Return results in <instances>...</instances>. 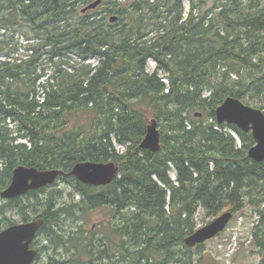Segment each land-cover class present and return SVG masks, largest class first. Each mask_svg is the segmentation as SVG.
Returning a JSON list of instances; mask_svg holds the SVG:
<instances>
[{"label": "trees", "instance_id": "16d2710c", "mask_svg": "<svg viewBox=\"0 0 264 264\" xmlns=\"http://www.w3.org/2000/svg\"><path fill=\"white\" fill-rule=\"evenodd\" d=\"M93 1L0 0V30L33 31L24 43L0 34V191L18 165L68 173L77 162L111 160L118 176L105 186L58 175L75 181L78 210L110 209L106 241L55 236L71 212L56 207L50 185L0 204V230L17 223L10 208L22 222L42 218L35 260L53 235L68 254L42 264H193L179 251L191 248L183 239L197 211L216 217L249 204L264 220L253 192L264 190V161L247 154L255 140L215 119L228 96L264 112V0H188L186 11L184 0H102L81 12ZM46 54L50 72L40 67ZM63 54L79 65L58 61ZM151 119L157 152L140 147Z\"/></svg>", "mask_w": 264, "mask_h": 264}, {"label": "rangeland", "instance_id": "374dc122", "mask_svg": "<svg viewBox=\"0 0 264 264\" xmlns=\"http://www.w3.org/2000/svg\"><path fill=\"white\" fill-rule=\"evenodd\" d=\"M182 4L184 11H186L189 4L188 0H184ZM211 4L212 1H208V7L211 6ZM81 7L82 6L80 4L78 9ZM103 14L104 13L101 15ZM194 14L200 15V10L195 11ZM110 15L112 14H109V16ZM24 28L25 30H28V32L23 31V33L21 30L12 32L11 29L6 31L1 29V38L9 39L12 36V40H18L19 43H24L25 41L23 38L25 37V33L28 35H32L33 33L30 27ZM5 51L6 50L0 52L3 55ZM20 52L25 54V51L23 52L21 50ZM41 59L42 64L40 67L45 68L47 72H50L52 70L53 63L49 59V55H42ZM60 60L62 62L67 60L70 65H79L76 63L79 59L74 54H63L62 57H58V61ZM88 61L96 63V60L93 58ZM147 68L149 71H152L154 68V62L151 60L148 61ZM161 75L163 76L162 73ZM248 102V105L258 108L255 100H248ZM113 144L118 152L121 153L125 150V146L119 144L115 140H113ZM175 175V170L172 168L169 171L170 179L174 180ZM75 185V181L61 175L57 177V179L50 185V187L47 188L46 191V193H49L51 191L58 190L59 192L56 197V207H63L65 208L64 210H69L71 212L62 214L59 217L58 224L56 226L53 225L54 231L56 232L55 236L58 235L62 239H67V241L69 238H73L71 242H74L75 237H98L101 230L103 231V228L108 226L111 218V211L107 206H98L85 211H81V209L78 210L76 205H80L82 202L81 196L75 192ZM253 192H258V196L264 199V190L262 191L261 188ZM4 202V199L0 196V204ZM262 208L264 209L263 204L260 205L259 210ZM224 210H226V208L222 211ZM6 215L17 223L22 222L21 217L13 208H10L6 212ZM214 218L215 217L213 215H208L203 210H199L191 218V221L196 229L210 222ZM262 220V214H259L258 208H254L253 206L246 204L242 210L237 213H233L232 219L222 232L200 245H196L189 249L181 248L179 253H184L185 255L190 256L193 264H264V245L261 246L260 242H256L254 236V231L258 230L255 229L257 224L260 226L258 236H262V230L264 233V226L261 224ZM55 236L53 235L51 239H44L42 244L47 245V249L40 251V258L36 260V264H42L46 261L49 255H52L57 259L67 257L68 254L66 252V246L57 245L54 241H57L58 238ZM42 237L43 234H40L36 240L39 241ZM39 245L40 246L38 247H41V244Z\"/></svg>", "mask_w": 264, "mask_h": 264}, {"label": "water", "instance_id": "95a60500", "mask_svg": "<svg viewBox=\"0 0 264 264\" xmlns=\"http://www.w3.org/2000/svg\"><path fill=\"white\" fill-rule=\"evenodd\" d=\"M101 1L95 0L87 4L81 8V12L97 7ZM116 18L117 15H112L109 19L113 22ZM215 119L218 123L233 124L244 132L250 131L255 142L249 147L247 154L255 161H264V112L261 109L228 96L216 108ZM140 147L151 152L160 149V133L155 119H151L147 125ZM60 174L72 175L88 185L105 186L118 176V166L111 160L81 161L74 164L68 173H64L61 169L18 165L13 169L10 183L0 191V196L3 199L21 196L29 190L51 185ZM232 217L233 213L229 210L221 212L213 220L185 236L184 244L194 247L215 237L226 228ZM43 222L42 218H37L14 223L0 230V264H31L37 251L29 245Z\"/></svg>", "mask_w": 264, "mask_h": 264}, {"label": "flooded vegetation", "instance_id": "af4514ba", "mask_svg": "<svg viewBox=\"0 0 264 264\" xmlns=\"http://www.w3.org/2000/svg\"><path fill=\"white\" fill-rule=\"evenodd\" d=\"M2 199H3V198H2ZM10 199H12V198H10ZM10 199H4V201L6 202L7 200H10ZM105 236H106V235H105V234L103 233V231L101 230V233H100V235L98 236V237H99V242H105V241H106ZM34 238H35V237H34ZM33 240H34V239H33ZM29 247H30V248H33V249H35V250L37 251V244L34 243L33 241L30 243ZM35 256H36V255H35ZM33 263L36 264L35 257H34ZM31 264H32V263H31Z\"/></svg>", "mask_w": 264, "mask_h": 264}, {"label": "bare ground", "instance_id": "6f19581e", "mask_svg": "<svg viewBox=\"0 0 264 264\" xmlns=\"http://www.w3.org/2000/svg\"><path fill=\"white\" fill-rule=\"evenodd\" d=\"M100 4H101V3H100ZM100 4H99V5H100Z\"/></svg>", "mask_w": 264, "mask_h": 264}]
</instances>
